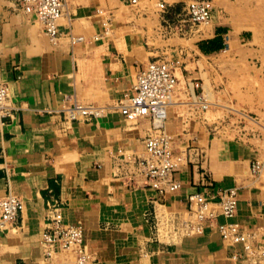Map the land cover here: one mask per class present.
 Masks as SVG:
<instances>
[{
	"label": "crops",
	"instance_id": "1",
	"mask_svg": "<svg viewBox=\"0 0 264 264\" xmlns=\"http://www.w3.org/2000/svg\"><path fill=\"white\" fill-rule=\"evenodd\" d=\"M193 1L67 0L59 21L63 36L53 44L18 0H0V83L9 90L8 116H0V201L10 193L23 201L16 221L0 229V264H77L57 246L48 257L41 245L57 215L83 230L89 264H238L221 236L223 217L178 242L162 243L154 231L163 211L185 212L191 194L213 198L228 189L239 199L232 222L257 233L254 242L264 247L263 186L245 177L251 158L206 161V131L195 127L189 134L191 124L171 110L168 130L180 136L183 150L196 139L201 153L189 152L177 174L182 189L160 198L142 187L134 165L147 156L150 120L130 123L114 108L131 90L138 66L165 58L184 79L198 81L201 59L249 40L247 30L235 27L226 0H211L210 22L194 27L186 12ZM194 65L185 78L183 71ZM74 104L108 109L101 118L71 121L65 110Z\"/></svg>",
	"mask_w": 264,
	"mask_h": 264
},
{
	"label": "built area",
	"instance_id": "2",
	"mask_svg": "<svg viewBox=\"0 0 264 264\" xmlns=\"http://www.w3.org/2000/svg\"><path fill=\"white\" fill-rule=\"evenodd\" d=\"M25 14L33 15L42 25L45 35L56 44L63 36L59 21L62 18L67 0H18ZM136 3V0H132ZM160 9L164 12L167 7L161 3ZM188 19L193 26L208 24L212 17V6L208 0H195L187 5ZM73 43L76 39L70 36ZM99 39V38H97ZM82 41L81 39H78ZM77 40V42H78ZM185 94L188 99L203 98L197 93L201 89L198 81L184 79ZM181 80L177 76L176 66L169 61L159 60L150 62L140 70L132 88L120 99L116 100L114 108L130 123H137L142 119H149L151 129L145 138L144 144L147 156L138 158L134 165L142 177V187L150 189L160 197L177 193L182 189V183L177 178L181 169L189 163V152L200 156L197 147L181 148L179 135L171 133L167 128L170 112L178 103ZM8 87L0 83V116H8L7 100ZM199 101V100H198ZM197 104H202L197 103ZM108 107L80 106L74 104L66 108L65 112L71 121L80 119L101 118ZM260 169V163L254 165V171ZM190 212L197 218V224L191 226L196 234H202L206 223L213 224L219 217L228 222L221 230V236L231 248L235 249L232 259L238 264H264V251L254 243L256 234L246 232L241 225L232 222L235 218L239 199L236 189L221 190L216 197L196 192L188 197ZM22 199L10 193L0 201V229H6L17 219L22 210ZM186 225V224H185ZM47 230L42 236L41 245L48 249L47 256H52L54 247L63 253L74 256L77 264H89L85 248L83 230L71 224H66L60 215L50 219Z\"/></svg>",
	"mask_w": 264,
	"mask_h": 264
},
{
	"label": "rangeland",
	"instance_id": "3",
	"mask_svg": "<svg viewBox=\"0 0 264 264\" xmlns=\"http://www.w3.org/2000/svg\"><path fill=\"white\" fill-rule=\"evenodd\" d=\"M226 1L230 4L228 11L235 20V27L247 30L249 40L233 43L223 54L199 61L201 75L194 76L200 78L198 82L202 87L197 94L203 98V101L198 99L202 104L191 103L192 100L188 99L184 93V78L178 68L181 87L176 101L183 104L172 110L185 119L186 126L191 124L193 131L189 134L197 133L199 128L206 131L207 140L201 144L206 151V161L209 158L217 161L228 159L240 164L251 158L246 163L248 168L244 175L255 180L256 186H263L264 192V0ZM211 6L214 7L212 2ZM159 60L165 58H155L150 62ZM150 62L138 66L134 79ZM195 68L194 65L184 70V77H192ZM191 137L189 135L188 138ZM190 142L193 147L197 146L196 139ZM244 149H251V153L245 155ZM257 163H260V169L254 171ZM187 212H190V207L185 212L168 215L164 221L159 217L154 231L160 234L162 243L201 235L191 230V226L197 224V218ZM255 234L254 240L258 238ZM260 247L264 251L263 245Z\"/></svg>",
	"mask_w": 264,
	"mask_h": 264
},
{
	"label": "bare ground",
	"instance_id": "4",
	"mask_svg": "<svg viewBox=\"0 0 264 264\" xmlns=\"http://www.w3.org/2000/svg\"><path fill=\"white\" fill-rule=\"evenodd\" d=\"M196 103H201L200 101H197ZM168 215H170L169 213H167L166 211H163L160 214L161 219H163V221L165 220L166 217H168Z\"/></svg>",
	"mask_w": 264,
	"mask_h": 264
}]
</instances>
